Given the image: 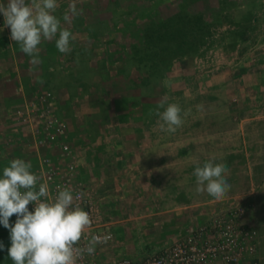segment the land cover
<instances>
[{
  "label": "rangeland",
  "instance_id": "obj_1",
  "mask_svg": "<svg viewBox=\"0 0 264 264\" xmlns=\"http://www.w3.org/2000/svg\"><path fill=\"white\" fill-rule=\"evenodd\" d=\"M57 3L55 15L61 20V27L68 28L76 37L69 54L58 51L55 39L42 41L38 45L41 63L32 66L31 57L11 41L2 14L0 25L9 40L4 52H12L10 60L18 64L21 77L18 89L28 96L27 102L50 93L51 106L67 125L78 168L87 173L94 170L95 156L105 157L111 144L116 150L109 155L120 157L122 151L117 149L123 146L122 141L140 140L139 128L150 129L151 135L157 133L159 138L175 139L172 141L182 149L187 128L194 133L195 126L203 127L207 121H221L217 132L226 139L241 136L242 145L237 148H242V159L246 156L253 159L259 152L264 155V0H57ZM73 4L82 10L79 15L72 13ZM193 15L200 16L198 27L185 28L184 33L177 29L181 18ZM171 18L174 27L164 34L159 24ZM14 83L9 90L15 97ZM13 96L5 98L10 101ZM162 98H167L168 103H178L182 113L190 109L186 117L182 116L184 122L175 133L159 128L156 110ZM11 117L17 123L13 113ZM214 125H210L211 129ZM21 133V139L26 136L29 139L26 129ZM135 146L132 148L137 149L138 144ZM19 147L23 151L30 148L27 153L31 155L34 152L26 141ZM133 149L129 152L126 148L125 155L134 154ZM232 155L225 157L226 163ZM123 159L124 170L131 168V163ZM117 162L109 158L108 173L102 174L104 187L110 186L114 174L120 180L121 171L114 169L116 166L122 169ZM260 187L264 186L259 184V189L249 195L252 203L238 205L233 199L228 200L233 202L231 209L241 210L239 222L250 229L254 222L250 226L243 218L252 206L264 224V193ZM105 197L99 195V206L114 207L109 199L104 203ZM122 207L113 210L110 220L122 214ZM255 219L261 222L258 216ZM129 231L126 224L113 223L112 240L101 245L99 259L119 257L114 246Z\"/></svg>",
  "mask_w": 264,
  "mask_h": 264
},
{
  "label": "crops",
  "instance_id": "obj_2",
  "mask_svg": "<svg viewBox=\"0 0 264 264\" xmlns=\"http://www.w3.org/2000/svg\"><path fill=\"white\" fill-rule=\"evenodd\" d=\"M0 2H4V0H0ZM1 31L6 33L2 25H0V176L3 175V169L10 166L11 160L15 158L28 160L31 163L36 161L33 157L34 153L32 155L31 152L27 153L30 148L29 150H26L28 147L23 148V151L22 147H19V145H25V139H21V130L27 129L26 126L20 125L16 119L17 123L11 121L15 108L22 106L29 98L22 90L18 89V81L21 79L18 73V64L11 61L12 58L10 60L9 55L13 54L12 52L9 54L4 52L8 48L9 40L7 35ZM13 81L15 82V97L9 90ZM7 95L14 98L10 101L6 100L5 96ZM9 110H11V114ZM221 116L217 118L220 120ZM13 117H15L14 113ZM220 122L208 123L207 121L203 127L196 128L195 126L194 133H191L187 128L185 147L182 149H179V144L172 141L175 139L159 138L157 133L151 135L150 129L139 128L140 140L135 142L134 138L132 140L128 138V140L122 141L123 146L121 149H117V151H122L120 157L109 155L116 150L115 145H109L113 143L111 141L108 144L109 147L112 146L111 150L105 154V157L101 155L96 158L97 156H95L94 170L90 169L87 173L80 167V169L78 168L77 178L82 182L86 181V186L93 189L97 198L99 195H105L104 203L107 199L113 201L115 206L106 205L105 208L108 210L102 208V204H100L104 221L109 224V228L112 230L113 223H123L131 230L129 233L126 232L125 237L119 239L117 245L114 246V250L119 251L116 252L119 256L117 258L128 257L140 260L148 254L160 253L171 243L191 232L197 225L205 222L209 216L230 210L233 206L231 203L234 202L238 205L246 202L252 203L249 195L259 189V184L264 186V177L259 180L260 176H264V155L261 156V152H259L253 159H246L247 156L242 159L240 154L242 148L240 150L237 148L238 145H242L241 136L233 139L221 136L222 134L217 132ZM214 124H217L216 128H213ZM210 125H214L212 129ZM211 132L214 135H211ZM9 135L12 138L8 139ZM68 140L71 144L72 140L69 139V136ZM137 144V149H133ZM172 147L176 149L172 150ZM261 147V145L258 146L259 151H261ZM126 148L129 152L133 149L132 153L134 154L125 155ZM178 149L182 152L179 153ZM229 154L234 156L232 155L233 158L226 163L225 157ZM83 155L87 161L86 149L83 150ZM109 158L111 160L115 158L116 162L119 161L123 170L118 166L114 167L121 171L119 172L120 180L117 178V174H114L110 186L104 187L102 174L108 173L107 169L111 165ZM123 158L131 163V168L124 170ZM212 158L216 163H225L229 169L226 178L231 184V189L219 201L207 192L198 194L195 191L197 184L193 172L196 164L199 163L202 166L205 161ZM103 161H105V165L101 164ZM242 161L245 164H241ZM112 172L116 173L113 170ZM241 178H246L247 181L242 182ZM260 188V191L264 193V187ZM230 199H233V202H229ZM120 206H123L122 214L110 220V214ZM254 208L253 206L251 209L249 208L250 212L245 215L243 221L250 226L254 222L251 229L256 230L258 234L259 248H256L255 254L247 256L236 264H251L252 261L264 264V224L261 216L256 215ZM215 210L217 212L213 213ZM256 216L261 222L256 221ZM14 223L15 219L12 216L10 224L14 225ZM0 242L4 245L3 249H0V264H13L8 255V249L11 246L10 232L2 224H0ZM101 252L100 248L98 257L101 256ZM109 260L113 259L105 261Z\"/></svg>",
  "mask_w": 264,
  "mask_h": 264
},
{
  "label": "clouds",
  "instance_id": "obj_3",
  "mask_svg": "<svg viewBox=\"0 0 264 264\" xmlns=\"http://www.w3.org/2000/svg\"><path fill=\"white\" fill-rule=\"evenodd\" d=\"M57 8V0L0 2V14L4 26L10 29V39L31 57L32 66L41 63L38 45L42 41L55 39L59 52L72 51L71 43L76 37L68 28L61 27V20L55 15ZM71 10L74 15L82 11L75 4ZM64 20H68L67 15ZM189 112L190 109L182 113L178 103H168L167 98H162L156 110L160 130L175 133L184 122L182 116L186 117ZM32 167L30 161L15 158L0 176V224L10 232L8 255L13 264H78L85 255H94L96 246L106 243L110 235L93 234L83 246H78L85 230L92 225L90 213L74 202L79 196L74 197L70 187L49 198L48 185L40 182L41 177L31 171ZM228 172L227 165L216 163L214 158L202 166L197 163L193 172L196 193L207 192L222 200L231 189L226 178ZM30 203L34 211L29 210ZM13 215L16 216L14 225L10 224ZM3 247L0 242V249Z\"/></svg>",
  "mask_w": 264,
  "mask_h": 264
},
{
  "label": "built area",
  "instance_id": "obj_4",
  "mask_svg": "<svg viewBox=\"0 0 264 264\" xmlns=\"http://www.w3.org/2000/svg\"><path fill=\"white\" fill-rule=\"evenodd\" d=\"M49 95L40 94L13 112L20 125L27 128L29 139L26 136L25 141L36 159L31 171L41 177V183L48 185L49 198L70 187L74 197L79 196L74 202L90 213L92 225L85 230L78 246H83L93 234L110 235V241L113 233L104 221L95 192L77 178V155L69 143L67 125L51 106ZM28 207L34 211L33 204ZM240 215L237 208L211 215L162 252L148 254L140 260L121 257L101 261L98 256L103 243H100L94 255H85L78 264H236L255 254L257 246V235L239 222Z\"/></svg>",
  "mask_w": 264,
  "mask_h": 264
},
{
  "label": "trees",
  "instance_id": "obj_5",
  "mask_svg": "<svg viewBox=\"0 0 264 264\" xmlns=\"http://www.w3.org/2000/svg\"><path fill=\"white\" fill-rule=\"evenodd\" d=\"M200 21L201 19L199 15H193L192 17L189 16L186 19L181 18L179 23L177 24V29L183 32L185 28L192 29L194 27H198L201 23ZM159 25H160V28L163 29V33L165 34V32L167 31V29H169V27H174L173 19L172 18L166 19L164 22L160 23ZM153 31L155 32V30ZM156 33L160 34V32H156ZM172 34H173V31H172Z\"/></svg>",
  "mask_w": 264,
  "mask_h": 264
}]
</instances>
